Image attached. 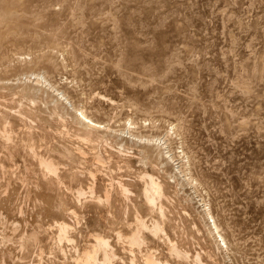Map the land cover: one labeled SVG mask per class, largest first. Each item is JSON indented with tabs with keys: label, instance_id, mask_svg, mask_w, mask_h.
Here are the masks:
<instances>
[{
	"label": "rangeland",
	"instance_id": "rangeland-1",
	"mask_svg": "<svg viewBox=\"0 0 264 264\" xmlns=\"http://www.w3.org/2000/svg\"><path fill=\"white\" fill-rule=\"evenodd\" d=\"M0 13H2L0 14V81L3 82V84L0 82L1 88L3 85V90L0 88V98L3 97L0 99V102H3V106L0 105V114L2 113L0 128L3 130L5 129L3 127L10 126L5 129L6 132L9 131L8 133L0 130L2 135H0L2 137H0V146L2 143L7 146L5 148L3 144L5 150L1 149L3 146L0 147L2 151L0 165L4 166H0V184L3 186H0V194L3 192L6 194V196L4 193L0 195L2 196L0 230L1 228L4 230L3 233L2 230L0 231L2 233H0V245L6 238L1 246L2 250L0 249V256L4 258L0 257V264H23V259H27L24 264H30L32 261L31 264H65L66 261L67 264H75L76 254L73 251L92 242L95 234L111 237L107 239H110L109 243L112 242L110 246H114L112 248L116 253L115 260L121 262L124 256H119L126 255L125 260L120 264L130 263L131 258H134L135 263L138 264L140 261L139 264H142L145 255L143 252H149V249H153L150 252L156 253L155 257L157 256L158 259L161 257L160 261L162 260L163 264H192V262L196 264V261L201 262L200 264H264V0H0ZM5 107H9V110ZM27 107L30 111L32 109V112ZM10 108L14 111L11 115ZM14 109H18L22 115H18L20 113L18 110L15 112ZM22 109H25V112ZM80 111L98 121L100 127L93 129L85 126L81 122L82 119H78L81 118ZM24 115L28 117L26 120ZM17 116H20V119H14ZM1 117L5 118V121ZM29 124L32 125L31 130ZM88 129L90 133H94L89 137L85 134L89 132ZM27 130L33 135L31 137L36 144L30 138V134L26 133ZM15 131L17 135L13 133ZM96 134L100 136H97L98 139ZM23 135L25 137L27 135V138L25 139ZM11 136L14 139H11ZM19 136L24 141L18 139ZM27 139H29L28 142H26ZM15 143L18 145L16 146ZM24 145L35 147L32 149ZM60 145L61 149L58 147ZM10 147L13 150L9 149ZM49 147L53 151L47 149L49 153H46L45 149ZM57 148L61 151L59 152ZM74 149H77V152ZM10 150L12 152L16 150V153L12 154ZM66 150L70 153L75 152L70 156ZM33 152L37 155L35 156ZM17 153L18 155H15ZM97 153L101 155L98 156ZM8 154H10L9 157ZM50 155L52 157L50 160H53L55 166L65 162V165H58L55 175L49 172L47 174L38 162L39 158L40 160L49 159ZM62 155L65 161L61 158ZM75 156L77 159L74 158ZM81 156L86 158V161H83L84 158H80ZM12 159L15 161L17 159L18 165L13 164L16 162L11 161ZM81 161L86 163L83 164ZM25 163L27 167L31 165L30 169L24 166ZM69 163L72 166H68ZM75 163L80 170L74 168ZM11 164L13 166H9ZM66 166L68 171H65ZM87 170L90 174L86 173ZM80 171L85 173L81 175ZM59 172L61 174H58ZM147 172L155 173L151 175L154 178L157 175L155 179H161L158 181L164 182V187L161 185V192L163 191L164 194H162L166 196L160 194V201H164L160 204L163 207L165 205L166 209L161 207L164 212L158 209V205L148 209L142 204L143 199L140 193L145 180L144 174ZM8 173L10 174L7 175ZM17 174L20 175L16 178ZM44 175L46 178L43 177ZM139 175H144L142 177L144 180L139 178ZM5 179H8V182L13 180L11 185L6 184ZM28 180L31 181L27 182ZM57 181H61L63 185ZM24 182L26 185L29 184L25 186ZM111 182L113 187L110 186ZM121 184L126 188L125 194ZM70 185H74V188ZM22 186L27 187L26 190ZM37 186L41 188L38 189ZM87 186H91L92 189ZM4 187L6 190H3ZM44 189L49 194L43 191ZM120 189L122 191H118ZM128 189L132 190L131 193ZM1 190H3L2 193ZM35 190L39 192L37 195L33 193ZM61 190L64 191L61 192ZM80 190L84 192L83 195ZM23 191L26 193L24 194ZM29 191L31 193H28ZM18 192L22 194L19 195ZM120 192L124 196L129 192V197L124 198ZM72 193L75 194L72 195ZM106 193L111 194L107 201L105 198L103 200ZM29 194L35 197L32 198ZM97 194H100L102 198ZM134 194H139V197ZM67 195L68 198H66ZM69 195L74 197L73 200ZM75 196L80 197V200L75 199ZM89 197L96 200L89 201ZM31 198H37L38 201ZM41 198H44L46 202ZM46 198L52 203L49 204ZM58 198L62 201L61 204L64 203L63 205ZM126 199L130 200V204ZM22 200H26L25 203ZM70 200L73 204L69 203ZM95 201L100 203V206ZM13 203L15 206L12 205L13 208L10 209ZM19 204L23 205V208L21 205L19 208ZM47 207L50 208L47 210ZM98 207L104 210H99ZM124 207L128 209L124 211ZM136 207L141 208L138 210ZM114 208L116 210L113 211ZM106 209L114 215H107ZM152 209L156 211L152 213ZM7 211L11 213L8 214ZM78 211L84 213V215L81 213L82 218ZM136 213L147 219V222L158 217V222L161 223L163 231L164 228L167 230L164 232L168 235L161 231L157 235L146 231L147 234L143 230L145 233L143 240L146 244L150 242L149 245L147 244L149 247L145 243L143 245V241L141 245L131 243L132 247L127 236L131 233V229H135ZM75 214L78 216L76 217ZM63 216L70 227L67 228L66 235L70 230L76 232L74 235L71 231L68 234V237L76 238L74 242L63 238L66 242L70 241V245L74 247L73 250L69 243L61 239L58 242L57 239L59 233L58 228H55L56 223L63 220ZM116 216L120 219H116ZM160 218L163 219L160 220ZM43 222L44 226H42ZM71 223L77 224L78 226H75L78 229H75L74 225L71 227ZM171 224L175 226L173 229ZM14 226L18 232H15ZM39 226H42L43 231L41 228L38 229ZM214 226L217 229H214ZM19 227L20 230L17 229ZM23 228L28 232L20 235L19 233L24 231ZM35 228L40 233L38 230V233L35 232L36 230L33 231ZM99 228H102L105 233ZM116 229L123 233H118ZM5 230L8 231L9 236L6 235ZM12 231L15 234H12ZM79 231L83 235L80 233L79 235L77 233ZM4 233V239H2ZM161 233H164L166 237L162 234L159 239ZM31 234H35L33 238ZM14 235L18 240L17 243H15ZM38 235L40 241H38ZM23 236H28L27 240L36 241L34 243L31 241L33 247L23 240L25 239ZM10 237H13L11 239L13 243L9 242ZM48 237L52 238H49L51 241L47 239ZM62 242H65L68 247ZM169 242L172 244L174 242V245L177 243L175 246L180 250H182L181 247H185L183 252L189 249L185 254L190 256L187 257V254L184 258L175 256L171 253ZM122 243H125V247ZM48 244L54 247L49 249ZM157 247H160V250ZM155 248L158 249L159 254L155 252ZM51 250H56L53 252H57L55 258L59 259V261L57 259L58 262L52 258L54 254L50 252ZM70 250L73 255H70ZM128 250L133 253L129 254ZM11 251L16 252L11 254ZM33 251L35 254L37 252L34 258ZM3 252L7 255L11 254L12 259ZM62 252L66 255L61 256ZM28 254L31 255H29L30 263ZM48 254H52L51 257ZM131 254L135 256L130 257ZM42 255H48V259ZM170 256L171 258H167ZM200 256L204 259L203 261ZM14 257H16L15 260H13ZM17 259L19 261L15 262ZM51 259L54 263L50 261ZM170 259L174 263L170 262Z\"/></svg>",
	"mask_w": 264,
	"mask_h": 264
},
{
	"label": "bare ground",
	"instance_id": "bare-ground-1",
	"mask_svg": "<svg viewBox=\"0 0 264 264\" xmlns=\"http://www.w3.org/2000/svg\"><path fill=\"white\" fill-rule=\"evenodd\" d=\"M13 9H14V8H13ZM2 11H3V10H2ZM12 12H13V11H12ZM10 13H11V11H10ZM14 13H15V11H14ZM0 14H2V13H0ZM6 14H7V13H6ZM4 15H5V14H4ZM7 15H9V13H8ZM11 15H12V14H11ZM1 18H2V17H1ZM0 82H2V80H1ZM11 83H13V82H11ZM2 84H3V82H2ZM2 84H1V85H2ZM7 84H8V83H7ZM6 86H7V85H6ZM0 88H1V86H0ZM2 88H3V85H2ZM2 88H1V90H3ZM4 88H6V87H4ZM10 89H11V88H10ZM4 90H5V89H4ZM19 91H20V90H19ZM5 92H6V91H5ZM10 92H11V91H10ZM14 92H15V91H14ZM31 94H32V93H31ZM22 95H23V94H22ZM24 95H25V94H24ZM24 95H23V96H24ZM29 95H30V94H29ZM8 96H9V95H8ZM12 96H13V95H12ZM30 96H31V95H30ZM33 96L35 97V95H33ZM33 96H31V97H33ZM27 97H28V96H27ZM31 97H30V98H31ZM1 98H3V97H1ZM1 98H0V99H1ZM4 98H5V97H4ZM13 98H14V97H13ZM16 98H17V97H16ZM21 98H22V96H21ZM10 99H11V98H10ZM14 99H15V98H14ZM14 99H13V100H14ZM26 99H27V98H26ZM31 99H32V98H31ZM15 100H16V99H15ZM3 101H4V99H3ZM11 101H12V100H11ZM5 102H7V101H5ZM12 102H13V101H12ZM2 104H3V102H2V103L0 102V105H1V106H3ZM30 104H31V103H30ZM30 104H29V106H30ZM20 105H21V103H20ZM4 106H5V105H4ZM17 106H18V105H17ZM26 106H27V105H26ZM3 108H4V107H3ZM12 108H14V107H12ZM15 108H17V107H15ZM27 108H28V110H29V107H27ZM27 108H26V109H27ZM30 108H31V107H30ZM1 109H2V108H1ZM5 109L9 110V107H8V108L5 107ZM18 109L21 110L19 107H18ZM18 109H17V110H18ZM11 110H12V109L10 108V113H9V111H8V113H9L10 115H11V112H14L13 110H12V111H11ZM14 110H16V109H14ZM17 110H16L15 112H17ZM19 110H18V113H20ZM23 110H24V112H25V109H22V111H23ZM2 111H3V110H2ZM4 111H6V110H4ZM22 111H21V112H22ZM29 111H30V110H29ZM0 112H1V111H0ZM30 112H32V109H31ZM80 112H81V111H80ZM3 113H4V112H3ZM18 113H15V114H18ZM28 113H29V112H28ZM1 114H2V113H1ZM1 114H0V116H1ZM24 114H25V113H24ZM10 115H9V116H10ZM13 115H14V114H13ZM18 115H22V113H20V114H18ZM34 115H35V114H34ZM80 115H81V118H78V117H77V118H78V119H82L81 122L84 123L85 126L87 125L88 127L93 128V129H97V128L100 127V126H99V125H100L99 122L96 121V120H93V119L89 118V117L85 114V112H81ZM6 116H7V115H6ZM24 116H25V115H24ZM24 116H22V119H24V118H23ZM26 116H27V115H26ZM26 116H25V120H26V118H28V117H26ZM3 117H4V116H3ZM3 117H1V118L4 120L5 118H3ZM31 117H32V116H31ZM75 117H76V116H75ZM12 119H13V118H12ZM14 119H17V120H18V119H20V116H19V117L17 116V118H14ZM31 119H32V118H31ZM6 120H7V119H6ZM25 120H24V121H25ZM4 121H5V120H4ZM19 121H21V120H19ZM27 121H28V120H27ZM43 121H44V120H43ZM8 122H9V121H7V124H9ZM25 122H26V121H25ZM76 122H78L77 119H76ZM82 123H81V124H82ZM2 124H3V121H2ZM7 124H6V122H5V126H6ZM10 124H11V121H10ZM16 124H17V123H16ZM27 124H28V123H27ZM42 124H43V123H42ZM3 125H4V124H3ZM17 125H18V124H17ZM17 125H16V127H17ZM23 125H24V124H23ZM29 125H30V130H31L32 125H31V124H29ZM79 126H80V125H79ZM82 126H83V124H82ZM1 127H3V126L1 125ZM8 127H10V126H8ZM8 127H7V128H8ZM77 127H78V126H77ZM3 128L7 129L6 127H3ZM3 128H2V129H3ZM81 128H82V127L80 126V129H81ZM5 129L1 130V128H0L1 132L4 131ZM10 129H11V128H10ZM14 129H15V128H14ZM86 129H87V128H86ZM82 130H83V129H82ZM84 130H85V129H84ZM88 130H89V129H88ZM88 130H86V131H88ZM12 131H14V130H12ZM16 131H17V130H16ZM16 131L13 132V133L16 134ZM24 131H26V130H24ZM92 131H93V130H92ZM95 131H97V130H95ZM8 132H9V131H8ZM8 132H6V130H5V133H8ZM75 132H76V131H75ZM82 132H83V131H82ZM97 132H98V131H97ZM13 133H12V134H13ZM26 133H29L28 130H27ZM9 134H10V133H9ZM15 134H14V135H15ZM17 134H18V133H17ZM17 134H16V135H17ZM29 134H30V138H32L33 142L35 143L34 138L31 137V136H33V135H31V133H29ZM83 134H84V133H83ZM85 134H87L88 137H89L90 135H92V134H94V133H92V132L90 133V130H89V132H88V133H85ZM0 135H1V134H0ZM3 135H4V134H3ZM104 135H105V134H104ZM1 136H2V135H1ZM1 136H0V137H1ZM4 136H6V135H4ZM21 136H22V135H21ZM23 136H24V135H23ZM93 136H94V135H93ZM97 136H99V135L96 134V137H97ZM6 137H10V135H9V136H6ZM12 137H13V136H11V139H14V138H12ZM14 137H15V136H14ZM24 137H25V136H24ZM88 137H86V138H88ZM96 137H95V138H96ZM99 137H100V136H99ZM99 137H97L96 139H98ZM1 138H2V137H1ZM15 138H16V137H15ZM26 138H27V135H26L25 139H26ZM30 138H29V139H30ZM83 138H85V137H83ZM11 139H10V141H11ZM16 139H17V138H16ZM18 139H22V138H20V136H19ZM29 139H27L26 142H28ZM88 139H89V138H88ZM5 140H6V138H5ZM7 140L9 141L8 138H7ZM22 140L24 141V139H22ZM4 142H6V141H4ZM11 142H12V141H11ZM20 142H21V140H20ZM1 143H2V142H1ZM7 143H8V142H7ZM21 143H22V142H21ZM30 143H32V142H30ZM53 143H54V142H53ZM55 143H56V142H55ZM55 143H54V144H55ZM58 143H61V142H58ZM3 144H5V143H2V146H3V147L0 146V147H2L1 149H3V148L6 146V144H5V146H4ZM10 144H11V143H10ZM13 144H14V142H13ZM19 144H20V143H19ZM23 144H24V143H23ZM26 144L29 145V143H26ZM35 144H36V143H35ZM35 144H34V145H35ZM63 144H64V143H63ZM65 144H66V143H65ZM0 145H1V144H0ZM15 145H16V143H15ZM17 145H18V144H17ZM17 145H16V146H17ZM28 145H24V146H28ZM34 145H33V146L30 145V146H28V147H29V148L32 147V149H33V147H35ZM61 145H62V143H61ZM61 145L58 146V147L60 148ZM11 146H12V145H11ZM16 146H15V149H16ZM63 146H64V145H63ZM66 146H67V145H66ZM13 147H14V145H13ZM13 147H12V148H13ZM5 148H7V146H6ZM5 148H4V150H5ZM24 148H25V147H24ZM24 148H23V149H24ZM59 148H57V149L59 150ZM61 148H62V147H61ZM61 148H60V149H61ZM66 148H67V147H66ZM66 148H64V149H66ZM78 148H79V147H78ZM78 148H77V149H78ZM9 149H11V147H10ZM18 149H19V148H18ZM18 149H17V150H18ZM34 149H35V148H34ZM47 149L50 150L51 148L49 147V148H46V149H45L46 151L44 150L46 153H49V152H47V151H48ZM53 149H54V146H53ZM57 149H56V151H57ZM77 149H76V150H77ZM11 150H13V149H11ZM11 150H10V152H12ZM29 150H30V149H29ZM35 150H36V149H35ZM35 150H34V152H35ZM51 150H52V149H51ZM71 150H72V149H71ZM74 150H75V149H74ZM76 150H75V151H76ZM24 151H25V149H24ZM27 151H28V149H27ZM30 151H32V150H30ZM38 151H39V150H38ZM38 151H37V152H38ZM52 151H53V150H52ZM56 151H54V152H56ZM60 151H61V150H59V152H60ZM66 151H67V150H66ZM66 151H65V152H66ZM75 151H74V152H75ZM81 151H82V149H81ZM6 152H8V150H7ZM6 152H5V153H6ZM14 152L16 153V150H15ZM14 152H12V154H13ZM17 152H18V151H17ZM34 152H33V153H34ZM50 152H51V151H50ZM54 152H53V153H54ZM59 152H58V153H59ZM65 152H63V154H64ZM74 152H73V153H74ZM76 152H77V151H76ZM82 152H83V151H82ZM0 153H2L1 150H0ZM35 153H36V152H35ZM35 153H34V155L36 156L37 154H35ZM61 153H62V152H61ZM61 153H60V154H61ZM67 153H70V152L67 151ZM73 153H70L69 155L71 156V154H73ZM78 153L81 155L80 152H78ZM51 154H52V152H51ZM55 154H56V153H55ZM60 154H59V155H60ZM65 154H66V153H65ZM75 154H77V153H75ZM83 154H84V153H83ZM99 154L101 155V153H97L98 156H99ZM148 154H149V153H148ZM4 155H5V154H4ZM15 155H18V153L15 154ZM39 155H40V154H39ZM53 155H54V154H53ZM57 155H58V154H57ZM57 155H55V156H57ZM66 155H67V154H66ZM97 155H94V156L96 157ZM146 155H147V154H146ZM167 155H168V154H167ZM7 156L9 157L10 154H8ZM7 156H6V157H7ZM13 156H14V155H13ZM42 156H43V155H42ZM46 156H47V154H46ZM62 156H63V155H62ZM67 156H68V155H67ZM70 156H69V157H70ZM131 156H132V155H131ZM4 157H5V156H4ZM8 157H7V158H8ZM14 157H16V156H14ZM39 157H40V156H39ZM39 157H37V158H39ZM44 157H45V156H44ZM53 157H54V156H53ZM72 157H73V156H72ZM145 157H147V156H145ZM10 158H11V157H10ZM12 158H13V157H12ZM31 158H32V157H31ZM37 158H36V159H37ZM59 158H60V157H59ZM61 158L64 159L65 157L63 156V157H61ZM70 158H71V157H70ZM74 158H76V156H75ZM74 158H73V159H74ZM80 158H84V157L81 156ZM80 158H78V159H80ZM98 158H99V157H98ZM102 158H103V157H102ZM102 158H101V159H102ZM150 158H151V157H150ZM29 159H30V158H29ZM33 159H34V158H33ZM36 159H35V161H36ZM41 159H42V158H41ZM50 159H52L51 155L49 156V159H45V158H44V160H43V159L40 160V158H39V159H38V160H39L38 162H40V166H41V165L43 166V169L47 172V174H49V173H53V174L55 175V174L57 173V172H56V171H57V167H58V165H60L61 163H60V164L58 163V165L55 166V163H53V160H50ZM55 159H57V158L55 157ZM66 159H67V158H66ZM68 159H69V158H68ZM68 159H67V160H68ZM76 159H77V158H76ZM76 159H74L73 161H75ZM84 159H85V160H84ZM84 159H82V160H83V161H86V158H84ZM99 159H100V158H99ZM6 160H7V159H6ZM13 160L15 161V159H12L11 161H13ZM30 160H32V159H30ZM59 160H60V159H59ZM14 161H13V162H14ZM32 161H33V160H32ZM61 161H63V160L61 159ZM64 161H65V159H64ZM64 161H63V162H64ZM15 162H16V163H13V164H17V165H18V163H17V159H16ZM33 162H34V161H33ZM63 162H62V163H63ZM66 162H68V161H66ZM71 162H72V161H71ZM75 162H76V161H75ZM81 162H82V161H81ZM0 163H1V162H0ZM5 163H6V162H5ZM23 163H24V162H23ZM64 163H65V162H64ZM64 163L61 164V165H65ZM82 163H83V162H82ZM82 163H81V164H82ZM84 163H86V162H84ZM84 163H83V164H84ZM121 163H122V162H121ZM3 164H4V163H3ZM30 164H31V163H30ZM35 164H37V163L35 162ZM56 164H57V163H56ZM72 164H73V163H72ZM75 164H76V163H75ZM17 165H16V169H17V167H18ZM25 165H26V163L24 164V166H25ZM32 165H33V164H32ZM67 165L69 166V165H71V164L69 163V164H67ZM0 166L2 167L3 165H0ZM9 166H13V165L11 164V165H9ZM30 166H31V165H30ZM30 166H29V167L25 166V167H27V168L30 169ZM35 166H36V165H35ZM71 166H72V165H71ZM3 167H4V166H3ZM25 167H24V168H25ZM36 167H38V165H37ZM63 167H65V166H63ZM73 167H74V165H73ZM73 167H72V169H73ZM79 167H80V166H79ZM83 167H84V166H83ZM95 167H96V166H95ZM155 167H156V166H155ZM10 168H12V167H10ZM33 168H34V167H33ZM40 168H41V167H40ZM40 168H39V170H40ZM74 168H77V164H76V167H74ZM86 168H87V166H86ZM96 168H97V167H96ZM96 168H95V169H96ZM3 169H4V168H3ZM6 169H7V168H6ZM8 169H9V168H8ZM12 169H13V168H12ZM36 169L38 170V168H36ZM36 169H35V170H36ZM58 169H60V168H58ZM67 169H68V167L66 166L65 171H66ZM77 169L80 170L79 168H77ZM81 169H82V168H81ZM88 169H89V168H88ZM10 170H11V169H10ZM14 170H15V169H14ZM14 170H13V174L15 173ZM24 170H26V169H24ZM60 170H61V169H60ZM73 170H76V169H73ZM83 170H85V169H83ZM89 170H90V169H89ZM1 171H2V169H1ZM27 171H28V170H27ZM27 171H26V172H27ZM67 171H68V170H67ZM70 171H72V170H70ZM87 171H88V170H87ZM90 171H91V170H90ZM20 172H21V171H20ZM22 172H23V171H22ZM30 172H31V171H30ZM30 172H29V173H30ZM32 172H34V170H33ZM37 172H39V171H37ZM41 172H42V171H41ZM43 172H44V171H43ZM43 172H42V173H43ZM48 172H49V173H48ZM55 172H56V173H55ZM62 172H64V170H63ZM72 172H73V171H72ZM72 172H69V173L74 174V173H72ZM74 172H76V171H74ZM143 172H144V171H143ZM3 173H4V171H3ZM24 173H25V172H24ZM24 173H23V174H24ZM27 173H28V172H27ZM35 173H36V172H35ZM42 173H41V174H42ZM44 173H45V172H44ZM78 173H79V172H78ZM80 173H81V171H80ZM80 173H79V174H80ZM84 173H85V171L82 172L81 175L84 174ZM86 173H89V174H90L89 171L86 172ZM91 173H92V172H91ZM108 173H109V172H108ZM9 174H10V173H8L7 175H9ZM11 174H12V171H11ZM33 174H34V173H33ZM36 174H37V173H36ZM36 174H35V176H36ZM58 174H61V173L59 172ZM79 174H78V175H79ZM113 174H114V173H113ZM118 174H119V173H118ZM142 174H143V173H142ZM151 174L155 175V173H151ZM151 174H148V172L145 173V174H144L145 176L143 175V176L145 177V180L142 178L143 176H140L141 173H140V175H139V178L141 177V178L144 180V181H143L144 184H143V186H142L141 193H140L141 196H142V199H143V202H142V201H141V202H142V204H144V206H145L146 208H148V209H151V208L155 207L156 205H158V209L161 211V210H163V209H161V207H163V206H161V204H160V202H161V201H160V194L163 193V191L161 192V185L163 186V183H164V182H163V183H162V181L159 182L161 179H160V180L158 179V180H159V181H158V180L155 179V178L157 177V175H156L155 178H154ZM3 175H4V174H3ZM17 175H18V174H17ZM17 175H16V178L19 177L20 174H19L18 176H17ZM21 175H22V174H21ZM25 175H26V173H25ZM25 175H24V178H25ZM29 175H30V174H29ZM67 175H68V174H67ZM69 175H70V174H69ZM69 175H68V176H69ZM87 175H88V174H87ZM93 175H94V174H93ZM26 176H27V175H26ZM35 176H33V177H35ZM46 176H47V175H46ZM56 176H57V175H56ZM59 176H61V175H59ZM63 176H64V175H63ZM63 176H62V178H63ZM75 176H76V175H75ZM83 176H84V175H83ZM88 176H89V175H88ZM111 176H112V175H111ZM116 176H117V175H116ZM3 177H4V176H3ZM13 177L15 178V176H13ZM22 177H23V176H22ZM37 177H39V176H37ZM41 177H42V176H41ZM43 177L46 178L45 175H44ZM89 177H90V176H89ZM89 177H88V178H89ZM91 177H92V174H91ZM0 178H1V177H0ZM6 178H7V177H6ZM14 178H13V179H14ZM16 178H15V179H16ZM20 178H21V177H20ZM24 178H23V179H24ZM30 178H31V177H30ZM44 178H43V179H44ZM59 178H60V177H59ZM70 178H71V176H70ZM74 178H75V177H74ZM74 178H73V179H74ZM77 178H78V177H77ZM82 178H83V177H82ZM92 178H94V176H93ZM121 178H122V177H121ZM159 178H160V177H159ZM3 179H4V178H2V180H3ZM8 179H10V178H8ZM8 179H7V180H8ZM18 179H19V178H18ZM28 179H29V178H28ZM31 179H32V178H31ZM39 179H40V177H39ZM50 179H51V177H50ZM53 179H54V178H53ZM55 179H56V178H55ZM65 179H67V178L65 177ZM80 179H81V178H80ZM80 179H79V180H80ZM113 179H114V178H113ZM2 180H1V182H2ZM5 180H6V179H5ZM7 180H6V181H7ZM10 180H11V179H10ZM20 180H21V179H20ZM26 180H27V178H26ZM34 180H36V179H34ZM56 180H58V178H57ZM60 180H61V179H60ZM70 180H71V179H70ZM114 180H115V179H114ZM131 180H132V179H131ZM139 180H141V179H139ZM8 181H9V180H8ZM8 181L6 182V184L9 183V184L11 185V182H12L13 180H12L11 182H8ZM14 181H15V180H14ZM23 181H25V180H23ZM30 181H31V180H30ZM30 181L28 180L27 182H30ZM37 181H38V179H37ZM66 181H68V179H67ZM73 181H74V180H73ZM132 181H133V180H132ZM32 182H33V181H32ZM32 182H31V184H33ZM40 182H41V181H40ZM40 182H39V183H40ZM57 182H58V181H57ZM59 182H60V185H63V184H61V183H62L61 181H59ZM59 182H58V183H59ZM63 182H64V181H63ZM74 182H76V181H74ZM112 182H113V181H112ZM112 182H111V185L109 184L110 182L107 183V184H109L110 186L113 187V185H112L113 183H112ZM119 182H120V181H119ZM119 182H118V184L121 183V182H120V183H119ZM122 182H124V181H122ZM133 182H134V181H133ZM141 182H142V181H141ZM20 183H23V182L20 181ZM24 183H25V186H27V185L29 184V183H28V184L26 185V182H24ZM36 183H37V182H36ZM41 183H43V181H42ZM51 183L53 184V181H52V180H51ZM67 183H68V182H67ZM69 183L71 184L70 181H69ZM114 183H115V182H114ZM116 183H117V182H116ZM116 183H115V184H116ZM124 183H125V182H124ZM160 183H161V184H160ZM9 184H8V185H9ZM34 184H35V182H34ZM125 184H129V183H125ZM23 185H24V184H23ZM36 185H37V184H36ZM36 185H35V186H36ZM53 185H54V184H53ZM66 185H67V184H66ZM90 185H91V184H90ZM105 185H106V184H105ZM105 185H104V186H105ZM121 185H122V184H121ZM0 186H1V184H0ZM5 186H6V185H5ZM42 186H44V185H42ZM64 186H65V185H64ZM70 186H71V185H70ZM73 186H74V185H73ZM73 186H71V187H73ZM95 186H96V185H95ZM118 186H119V185H118ZM123 186H124V185H122V188H124L123 190H125L126 188L123 187ZM125 186H126V185H125ZM165 186H166V185H165ZM1 187H3V186H1ZM1 187H0V188H1ZM12 187H13V186H12ZM54 187H55V186H54ZM59 187H61V186H59ZM79 187H80V186H79ZM87 187L90 188L91 186H87ZM93 187H94V186H93ZM107 187H108V185H107ZM114 187H115V186H114ZM126 187H127V186H126ZM163 187H164V186H163ZM22 188H24V189L26 190L27 187L25 188V187L22 186ZM36 188L39 189V188H41V187H38V186H37ZM52 188H53V186H52ZM61 188H62V187H61ZM61 188H60V189H61ZM67 188H68V186H67ZM73 188H74V187H73ZM73 188H72V189H73ZM77 188H78V187H77ZM77 188H76V189H77ZM104 188H105V187H104ZM110 188H111V187H110ZM115 188L117 189L118 187L116 186ZM120 188H121V186H120ZM4 189H5V187L3 188V190H4ZM7 189L10 190V188H7ZM53 189H55V188H53ZM53 189H52V190H53ZM57 189H58V188H57ZM62 189H63V188H62ZM87 189H88V188H87ZM90 189H92V188H90ZM93 189H94V188H93ZM107 189H108V188H107ZM111 189H112V188H111ZM116 189H115V190H116ZM131 189H132V188H131ZM3 190H1V193H2ZM5 190H6V189H5ZM20 190H21V189H20ZM20 190H19V191H20ZM22 190H23V189H22ZM29 190H30V189H29ZM64 190H65V192L67 191L66 188H65ZM64 190H61V192L64 191ZM73 190H74V189H73ZM77 190H78V189H77ZM82 190H83V188H82ZM84 190H85V189H84ZM88 190H89V189H88ZM94 190H95V189H94ZM103 190H104V189H103ZM128 190H129V189H128ZM132 190H133V189H132ZM132 190H131V191H132ZM162 190H163V189H162ZM17 191H18V190H17ZM17 191H16V192H17ZM31 191H32V190H31ZM39 191H40V190H39ZM43 191H45V189H44ZM58 191H60V190H58ZM58 191H57V192H58ZM68 191H69V190H68ZM70 191H71V190H70ZM74 191H76V190H74ZM74 191H73V192H74ZM80 191H81V190H80ZM85 191H87V190H85ZM90 191H91V192H94V191H92V190H90ZM100 191H102V190L100 189ZM111 191H113V190H111ZM111 191H110V193H111ZM118 191H122V190L120 189V190H118ZM131 191L129 190L130 193H131ZM45 192H47V193L49 194L48 191H45ZM52 192H54V191H52ZM52 192H51V193H52ZM61 192H59V195H60ZM65 192H64L63 194H65ZM81 192H82V191H81ZM87 192H88V191H87ZM91 192H90V194L93 195ZM114 192H115V191H114ZM125 192H126V190L124 191V194H125ZM129 192H128V193H129ZM164 192H166L165 189H164ZM3 193L5 194V192H3ZM3 193H2V194H3ZM18 193H20V192H18ZM23 193H24V191H23ZM25 193H26V192H25ZM25 193H24V194H25ZM28 193H31V192L29 191ZM33 193H35V194L37 195V193H39V192H36V190H35ZM76 193H77V191H76ZM79 193H80V192H79ZM83 193H84V192H82V195H83ZM98 193H99V192H98ZM103 193H105V192H103ZM103 193H102V194H103ZM120 193H121V192H120ZM128 193L126 194V196L128 195ZM132 193H133V192H132ZM134 193H135V192H134ZM2 194H0V195H2ZM8 194L10 195V193H7V195H8ZM21 194H22V193H20L19 195H21ZM43 194H45V193H43ZM68 194H69V193H68ZM74 194H75V193H74ZM74 194L72 193V195H74ZM77 194H78V193H77ZM85 194H88V193H85ZM116 194H117V193H116ZM124 194L121 193L122 196H124ZM136 194H137V193H136ZM136 194H134V195H136ZM163 194H164V193H163ZM163 194H162V196H166V195H163ZM13 195H14V194H13ZM27 195H28V194H26V196H27ZM30 195H31V194H29V196H30ZM50 195H51V194H50ZM53 195H54V194H53ZM97 195H98V194H97ZM109 195L111 196V194H109ZM109 195L106 193V194H105V197L103 196V200H104V198H105V200L108 199V198H109ZM138 195H139V194H138ZM138 195H136V196L139 197ZM5 196H6V194H5ZM26 196H25V197H26ZM44 196H45V195H44ZM60 196H61V195H60ZM60 196H59V197H60ZM69 196H71V195H69ZM78 196H81V195H78ZM88 196H89V195H88ZM98 196H100V194H99ZM118 196H119V195H118ZM126 196H124V198H128V197H129V195H128L127 197H126ZM1 197H2V196H0V199H1ZM9 197L11 198V196H9ZM25 197H24L23 199H25ZM31 197H32V195H31ZM33 197H35V196H33ZM33 197H32V198H33ZM47 197H48V196H47ZM50 197H51V196H49V198H50ZM55 197H56V196H55ZM61 197H62V196H61ZM61 197H60V198H61ZM84 197H85V195H84ZM93 197H95V196H93ZM93 197H91V198H93ZM96 197H97V196H96ZM100 197L102 198V196H100ZM100 197H99V200H100ZM112 197H113V196H112ZM116 197H117V196H116ZM7 198H8V196H7ZM12 198H14V197H12ZM32 198H31V199H32ZM60 198H58L59 201H60ZM66 198H68V195L66 196ZM70 198H72V200H73L74 197L71 196ZM78 198H79V200H80V197H78ZM78 198H76V196H75V199H78ZM82 198H83V196H82ZM89 198H90V197H89ZM91 198L89 199V201H90V200H91V201H92V200H96L95 198H94V199H91ZM122 198H123V197H122ZM124 198H123V199H124ZM130 198H131V197H130ZM134 198H135V197H134ZM163 198H164V197H163ZM165 198L168 199V197H165ZM35 199H37V198H35ZM35 199H32V200L36 201ZM39 199H40V198H39ZM41 199L43 200L44 198H41ZM46 199H47V198H46ZM50 199H53V197H51ZM85 199H86V198H85ZM97 199H98V198H97ZM115 199H116V198H115ZM119 199H120V198H118V200H119ZM140 199H141V198H140ZM142 199H141V200H142ZM1 200H2V199H1ZM17 200H18V199H17ZM28 200H29V198H28ZM28 200H27V201H28ZM47 200L49 201V199H47ZM66 200H68V199H66ZM81 200H82V199H81ZM99 200H98V201H99ZM101 200H102V199H101ZM110 200H111V199H110ZM118 200H116V201H118ZM124 200H125V199H124ZM124 200H123V201H124ZM135 200H136V199H135ZM138 200H139V199H138ZM5 201L7 202L8 199L5 200ZM15 201H16V200H15ZM22 201H23V200H22ZM22 201H21V202H22ZM24 201H26V200H24ZM24 201H23V202H24ZM37 201H38V199H37ZM37 201H36V202H37ZM44 201L46 202L45 199H44ZM63 201H64V200H63ZM70 201H71V200H70ZM75 201H76V200H75ZM75 201H74V202H75ZM77 201H78V200H77ZM86 201H88V200H86ZM106 201H107V200H106ZM123 201H122V202H123ZM126 201H127V199H126ZM129 201H130V200H128L127 202L129 203ZM136 201H137V200H136ZM136 201H135V202H136ZM167 201H168V200H167ZM3 202H4V201H2V203H3ZM11 202H12V201H11ZM13 202H14V201H13ZM23 202H22V203H23ZM55 202H56V200H55ZM61 202H62V201H60V204H61ZM67 202H69V201H67ZM67 202H66V206H67ZM95 202H97V201H95ZM100 202H102V201H100ZM111 202H112V200H111ZM118 202H119V201H118ZM118 202H117V203H118ZM127 202H126V203H127ZM2 203H1V204H2ZM14 203H15V202H14ZM14 203L11 204V206L14 205ZM17 203H18V201H17ZM24 203H25V202H24ZM38 203H39V202H38ZM38 203H37V205H39ZM43 203H44V202H43ZM43 203H41V204L43 205ZM50 203H52V202L49 201V204H50ZM69 203H72V201L69 202ZM76 203H77V202H76ZM76 203H75V204H76ZM78 203H80V202L78 201ZM88 203H89V202H88ZM92 203H94V201H93ZM107 203H108V202H106V204H107ZM128 203H127V204H128ZM136 203H137V202H136ZM161 203H164V201L161 202ZM3 204H4V203H3ZM41 204H40V206H41ZM63 204H64V203H62L61 205H63ZM72 204H73V203H72ZM81 204H82V203H81ZM83 204H87V203H84V202H83ZM96 204H98V202H97ZM101 204H103V203H101ZM129 204H130V203H129ZM133 204H134V202H133ZM133 204H132V205H133ZM138 204H139V203H138ZM20 205H21V204H19V208H20ZM34 205H35V204H34ZM44 205H46V204H44ZM52 205H53V204H52ZM52 205H51V206H52ZM58 205H59V203H58ZM79 205H80V204H79ZM94 205H95V203L93 204V206H94ZM107 205H108V204H107ZM110 205H111V204H110ZM112 205H113V204H112ZM112 205H111V206H112ZM124 205H126V204H124ZM134 205H136V204H134ZM134 205H133V207H134ZM1 206H2V205H1ZM8 206H9V205H8ZM8 206H7V207H8ZM14 206H15V205H14ZM21 206H22L21 208H23V205H21ZM40 206H39V208H41ZM51 206H50V207H51ZM74 206H75V205H74ZM98 206H100V203L98 204ZM113 206H115V205H113ZM121 206H122V205H121ZM126 206H127V205H126ZM3 207H5V206H3ZM44 207H46V206H44ZM50 207H47V210H48ZM54 207H56V206H54ZM60 207H61V206H60ZM70 207H71V206H70ZM80 207H82V206H80ZM80 207H79V209H80ZM106 207H107V206H106ZM106 207H105V208H106ZM141 207H142V206H141ZM141 207H140V208H141ZM145 207H144V208H145ZM164 207H165V205H164ZM164 207H163V208H164ZM12 208H13V206L10 207V209H12ZM14 208H15V207H14ZM57 208H58V207H57ZM57 208H56V209H57ZM65 208L68 209L67 207H65ZM73 208H74V207H73ZM77 208H78V206H77ZM93 208H94V207H93ZM93 208H92V209H93ZM98 208H99V210H104V209H100V207H98ZM109 208H110V207H109ZM111 208H113V207H111ZM134 208H135V207H134ZM136 208H137L138 210H140V208H138V207H136ZM10 209H9V210H10ZM16 209H17V208H16ZM24 209H25V204H24ZM51 209H52V208H51ZM60 209H61V208H60ZM75 209H76V208H74V210H75ZM107 209H108V208H107ZM107 209H106V211H107V215H108V214L114 215V214H112L113 212H112V213H109ZM123 209H124V211H125V210L128 209V208L126 207V209H125V207H124ZM148 209H147V210H148ZM158 209H157V212H158ZM3 210L5 211L4 213H6V210H5V209H3ZM21 210H22V209H21ZM47 210H46V211H47ZM57 210H58V209H57ZM63 210H64V208H63ZM80 210H82V209H80ZM93 210H94V209H93ZM109 210L111 211V209H109ZM114 210H116V209L114 208L113 211H114ZM132 210L134 211L133 208H132ZM144 210H146V209H144ZM164 210H166V209L164 208ZM164 210H163L162 212H164ZM0 211H1V210H0ZM13 211H14V209H13ZM18 211H19V210H18ZM25 211H26V210H25ZM68 211H70V210H68ZM68 211H67V212H68ZM72 211H73V210H72ZM75 211H77V210H75ZM127 211H128V210H127ZM129 211H130V210H129ZM148 211H149V210H148ZM152 211H153V209H152ZM154 211H156V210H154ZM154 211H153L152 213H154ZM8 212H9V213H8ZM15 212H16V211H15ZM28 212H29V211H28ZM48 212H49V211H48ZM96 212H97V211H96ZM98 212H99V211H98ZM134 212H135V211H134ZM137 212H138V211H137ZM140 212H141V211H140ZM162 212H160V213H162ZM7 213L10 214L11 212H10V211H7ZM13 213H14V212H13ZM22 213H24V212L22 211ZM25 213H26V212H25ZM29 213H30V212H29ZM65 213H66V212L64 211V214H65ZM71 213H72V212H71ZM73 213H76V212H73ZM78 213H79V211H78ZM81 213H83V212L81 211ZM81 213H79V214L81 215ZM100 213H101V212H100ZM103 213H106V212H103ZM121 213H122V212H121ZM158 213H159V212H158ZM158 213H157V216H158ZM15 214H16V213H15ZM18 214H20V213H18ZM165 214H166V213H165ZM67 215H68V214H67ZM75 215H76V214H75ZM82 215H84V213H83ZM82 215H81V218H82ZM95 215H96V213H95ZM107 215H104V216H107ZM111 215H110V216H111ZM134 215H135V213H134ZM136 215H137V216H135V217L137 218V219L135 218V219H136V220H135L136 222L134 221V222L136 223L135 229H134V230L131 229V233H130V234L128 233L129 235L127 236V238H128L127 240H128V242H129L130 244H131V243H133V244L135 243V244L137 245V244H140V243L143 241V245H145L146 243L144 242L143 239H144V234L147 233L146 231H148V232H150V233H152V234H154V235H155V234L157 235L158 232L160 233V231H161V232L167 231L165 228H164V231H163V227L160 225L161 223H159L158 220H157L158 217H156V219H150V221L147 222V221H146L147 219L145 220V218H142V216H138V215H140L139 213H138V214L136 213ZM1 216H2V215H1ZM24 216H25V215H24ZM58 216H59V215H58ZM58 216H56V217H58ZM65 216H66V215H65ZM71 216H72V215H70V217H71ZM77 216H78V215H76V217H77ZM92 216H93V215H92ZM100 216H101V215H100ZM100 216H99V219L101 220V219L103 218V215H102V218H100ZM119 216H123V215H120V214H119ZM154 216H155V215H154ZM161 216H163V214H161ZM164 216H166V215H164ZM7 217H8V215H7ZM25 217H27V216H25ZM54 217H55V216H54ZM68 217H69V216H68ZM95 217H96V216H95ZM117 217H118V216H116V219H120L119 217H118V218H117ZM143 217H144V216H143ZM150 217H151V216H150ZM152 217H153V216H152ZM159 217H160V216H159ZM13 218H14V217H13ZM27 218H28V217H27ZM51 218H52V217H51ZM62 218H64V216H63ZM62 218H61V219H62ZM114 218H115V216H114ZM114 218H113V219H114ZM153 218H154V217H153ZM169 218H170V217H169ZM169 218H167V219H169ZM1 219H2V218H1ZM6 219H7V218H6ZM11 219H12V218H11ZM16 219H17V218H16ZM56 219H57V218H56ZM59 219H60V217H59ZM68 219H69V218H68ZM73 219H75V218H73ZM76 219H77V218H76ZM106 219H107V218H106ZM110 219H111V218H110ZM122 219H123V218H122ZM161 219H163V218H160V220H161ZM164 219H165V218H164ZM3 220H5V219H3ZM7 220H8V219H7ZM9 220H10V219H9ZM19 220H21V219H19ZM45 220H46V219H45ZM65 220H66V218H64V219L61 220L60 222H58V221L56 220V221L58 222V223H56V226H57V227H55V228H58V233H59L58 238H57V239L59 240L58 242H60L61 240L65 241L63 238H67V239L70 240V241L73 240L72 242H74V240H75L76 238L73 239V237L70 236V237L72 238V239H71L70 237H68V234H69V232H70L71 230L68 231V233H67V235H66L67 228L69 229L70 227H68V224L65 222ZM80 220H81V219H79V221H80ZM104 220H105V219H104ZM123 220H124V219H123ZM123 220H122V221H123ZM165 220H166V219H165ZM11 221H12V220H11ZM15 221H16V220H15ZM15 221H14L13 223H15ZM21 221H22V220H21ZM24 221H25V220H24ZM27 221H29V220L27 219ZM51 221H53V220H51ZM51 221H47V223H48V222H51ZM70 221H71V220H70ZM75 221H76V220H75ZM77 221H78V220H77ZM77 221H76V222H77ZM170 221H171V220H170ZM0 222L2 223V221H0ZM5 222H6V221H5ZM8 222H9V221H8ZM25 222H26V221H25ZM67 222H68V220H67ZM73 222H74V220H73ZM81 222H82V220H81ZM84 222H85V221H83V223H84ZM161 222H162V221H161ZM164 222H165V221H164ZM164 222H163V223H164ZM1 223H0V224H1ZM6 223H7V222H6ZM19 223H20V222H19ZM21 223H22V222H21ZM28 223H29V222H28ZM36 223H38V222H36ZM41 223H42V221H41ZM47 223H46V225H47ZM51 223H52V222H51ZM51 223H50V224H51ZM69 223H70V222H69ZM104 223H105V222H104ZM106 223H107V222H106ZM123 223H124V221H123ZM167 223H168V220H167ZM174 223H175V222H174ZM9 224H10V223H9ZM11 224H12V222H11ZM17 224H18V222H17ZM23 224H25V223H23ZM31 224H32V223H31ZM50 224H49V225H50ZM54 224H55V222H54ZM80 224H81V223H80ZM102 224H103V223H102ZM109 224H110V223H109ZM109 224H108V225H109ZM111 224H115V223H111ZM111 224H110V225H111ZM129 224H130V223H129ZM129 224H128V225H129ZM14 225H15V224H14ZM18 225H19V224H18ZM18 225H17L16 227H18ZM33 225H34V223H33ZM71 225H72V223L70 224V226H71ZM73 225H74V223H73ZM73 225H72V226H73ZM75 225L78 226L77 224H75ZM75 225H74V226H75ZM84 225H86V222H85ZM110 225H109V226H110ZM123 225H124V224H123ZM126 225H127V224H126ZM128 225H127V226H128ZM130 225H131V224H130ZM130 225H129V226H130ZM134 225H135V224H134ZM162 225H163V224H162ZM171 225H172V224H171ZM173 225H174V224H173ZM173 225L171 226L172 229L175 227V226L173 227ZM175 225H176V224H175ZM213 225H215L214 222H213ZM4 226H6V224H5ZM10 226H11V225H10ZM12 226H13V225H12ZM12 226H11V227H12ZM21 226H22V225H21ZM21 226H20V227H21ZM26 226H28V225H26ZM29 226H30V224H29ZM34 226H35V225H34ZM37 226H38V225H37ZM42 226H44V222H43V225H42ZM42 226H39L38 229H40V228L42 229ZM52 226H53V225H52ZM72 226H71V227H72ZM76 226H75V227H76ZM79 226H80V225H79ZM116 226H117V225H116ZM118 226H120V225H118ZM20 227L17 228V229L20 230V229H21ZM23 227H24V226H23ZM46 227H47V229L49 228L48 226H46ZM75 227H73V228H75ZM95 227H96V226H95ZM105 227H106V226H105ZM111 227L113 228V226H111ZM168 227H169V226H168ZM13 228H14V230L16 229L15 226H14ZM25 228L27 229V227H25ZM29 228H30V227H29ZM36 228H37V227H36ZM36 228L33 229V231H35ZM50 228H51V227H50ZM73 228H72V229H73ZM82 228H83V227H82ZM82 228H81V229H82ZM102 228H103V227H102ZM102 228H101V229L99 228V230L102 231ZM109 228H110V227H109ZM130 228H131V227H130ZM166 228H167V227H166ZM218 228H219V227H218ZM38 229H37V230H38ZM45 229H46V228H45ZM47 229H46V230H47ZM75 229H78V228L76 227ZM81 229H80V230H81ZM84 229H86V228H84ZM107 229H108V228H107ZM110 229H111V228H110ZM117 229H118V228H117ZM117 229H116V230H117ZM127 229H128V228H127ZM168 229H169V228H168ZM214 229H217V227L214 226ZM1 230H2V228H1ZM1 230H0V231H1ZM7 230H8V228H7ZM11 230H12V229H11ZM23 230H24V228H23ZM23 230H22V231H23ZM27 230H28V229H27ZM27 230H24L23 232H20L19 234H20V235H21V233L24 234V232L27 233V232H28ZM29 230L31 231V229H29ZM37 230L35 231L36 233L39 232V230H38V232H37ZM48 230H49V229H48ZM48 230H47V231H48ZM55 230H56V229H55ZM55 230H54V231H55ZM96 230H98V229H96ZM111 230H112V229H111ZM143 230H145V231H144L145 233L143 232ZM174 230H175V229H174ZM174 230H172V231H174ZM3 231H4V230H2V233H3ZM5 231H6V230H5ZM16 231L18 232V230H15V232H16ZM26 231H27V232H26ZM42 231H43V229H42ZM47 231H44V232H47ZM54 231H53V233H54ZM73 231H74V230H72L71 233H73V235H74L76 232L74 233ZM84 231H85V230H84ZM105 231H106V230H105ZM117 231H118V230H117ZM216 231H217V230H216ZM6 232H7V233H6V235H7V234H8V231H6ZM9 232H10V231H9ZM12 232H13L12 234H15L14 231H12ZM35 232H34V233H35ZM51 232H52V230H51ZM96 232H97V231H96ZM96 232H95V233H96ZM102 232H103V231H102ZM108 232H109V231H108ZM124 232H125V231H124ZM128 232H129V231H128ZM142 232H143V233H142ZM168 232H169V231H168ZM0 233H1V232H0ZM2 233H1V234H2ZM29 233H30V232H29ZM29 233H28V234H29ZM32 233H33V232H32ZM39 233H40V232H39ZM55 233H56V232H55ZM71 233H70V235H72ZM77 233H78V234H79V233L82 234L80 231L77 232ZM83 233L85 234V232H83ZM99 233H101V232L99 231ZM103 233H105V232H103ZM113 233H116V232H113ZM118 233L122 234L123 231L120 232V230H119ZM125 233H126V232H125ZM125 233H124V234H125ZM150 233H149V234H150ZM164 233H166V232H164ZM164 233H161V234L159 235V239L161 238L160 236H161L162 234H164ZM171 233H172V232H171ZM174 233H175V232H174ZM43 234H44V233H42V235H43ZM80 234H79V235H80ZM90 234H92V233H90ZM108 234H109V233H108ZM108 234H107V235H108ZM147 234H148V233H147ZM166 234H167V233H166ZM172 234H173V233H172ZM172 234H171V235H172ZM4 235H5V233L2 235V237H1L2 239H4V238H3ZM16 235H17V234H16ZM16 235H14V240H16V237H15ZM20 235H19V237H20ZM31 235H32V234H31ZM34 235H35V234H34ZM34 235H32V238H33ZM36 235H37V234H36ZM44 235H45V234H44ZM52 235L55 236L54 234H52ZM73 235H72V236H73ZM82 235H83V234H82ZM82 235H81V236H82ZM87 235H88V234H87ZM116 235H117V234H116ZM164 235H165V234H164ZM167 235H168V234H167ZM0 236H1V235H0ZM8 236H9V234H8ZM8 236H6V237H8ZM28 236H29V235H28ZM28 236H27V237H28ZM76 236H77V235H76ZM125 236H126V234H125ZM145 236L147 237V235H145ZM23 237H25V239H23V240H25V241H27V242H29V243L31 244V241H32V240H30V239H29L30 241L27 240L29 237H28V238H27L26 236H23ZM23 237H22V238H23ZM46 237H47V236H46ZM51 237H52V236H51ZM56 237H57V236H56ZM74 237H75V236H74ZM86 237L88 238V236H86ZM90 237H91V235L89 236V238H90ZM107 237H110V236H107ZM107 237H105L104 234H103V235L95 234V235H94V239H93V241H92V242H89L88 244H85V245H83V246L81 245V241H80V246H82V247H81L80 249H79V248H77L76 250L74 249L76 252L73 251V252L76 254V258H74V256L72 257V259H73V258L76 259V260H75V261H76L75 264H120V263H122V261L125 260L124 258H125L126 255H121V256H119L120 253H119V255L117 254V256H119V257H122V256H124V257H123V260H122V258H121V259L118 258L119 260H122L121 262H120V261H119V262L116 261V260H115V258H116V253H115V251H114L113 248H112L113 245L110 246V243L112 244V242L109 243V240H110V239H107ZM119 237H120V236H119ZM121 237H122V236H121ZM164 237H166V235H165ZM172 237H173V236H172ZM30 238H31V236H30ZM49 238H50V237H48L47 239H48L49 241H51L50 239H52V238H50V239H49ZM82 238L85 239V237H83V236H82ZM110 238H111V237H110ZM147 238H148V237H147ZM157 238H158V237H157ZM8 239H10V240H9V242H10L11 239H13V237H12V238L10 237V238H8ZM17 239H18V238H17ZM34 239H35V238H34ZM38 239H39V235H38ZM42 239H43V236H42ZM60 239H61V240H60ZM67 239H66V240H67ZM84 239H83V240H84ZM91 239H92V238H91ZM115 239H116V238H115ZM125 239H126V238H125ZM125 239H124V240H125ZM149 239H150V238H149ZM166 239H167V238H166ZM166 239H165V240H166ZM173 239H174V238H173ZM4 240L6 241V238H5ZM4 240H2V244L0 245V249H1V246L3 245V241H4ZM36 240H37V236H36ZM53 240L55 241V238H54ZM53 240H52V241H53ZM113 240H114V239H113ZM116 240H117V239H116ZM116 240H115V241H116ZM122 240H123V239H121V241H122ZM145 240H146V239H145ZM169 240H170V238H169ZM38 241H40V239H39ZM38 241H37V242H38ZM46 241H47V240H46ZM46 241H45V242H46ZM54 241H53V242H54ZM70 241H69V242H70ZM76 241H77V240H76ZM89 241H91V240L89 239ZM118 241H119V240H118ZM125 241H126V240H125ZM148 241H149V240H148ZM148 241H147V242H148ZM150 241L152 242V239H151ZM158 241H159V240H158ZM160 241H164V240H160ZM160 241H159V242H160ZM171 241H172V239H171ZM222 241H223V239H222ZM7 242H8V240H7ZM7 242H5V244H6ZM11 242H12V241H11ZM17 242H18V240H16L15 243H17ZM27 242H24V243H25L26 245H29V244H27ZM32 242H33V241H32ZM34 242H36V241H34ZM34 242H33V243H34ZM53 242H52V243H53ZM65 242H66V241H65ZM65 242H62V243L65 244ZM69 242H66V243H69ZM78 242H79V240H78ZM78 242H77V244H78ZM84 242H85V241H84ZM123 242H124V241H123ZM167 242H168V240H167ZM167 242H166V243H167ZM175 242H176V241H175ZM12 243H13V242H12ZM42 243H43V242H42ZM54 243H55V242H54ZM116 243H117V242H116ZM144 243H145V244H144ZM148 243H150V242H148ZM148 243H147V244H148ZM153 243L155 244V242H153ZM166 243H165V244H166ZM169 243H170V245H171V246H170V250H171V253H172V254H175V256H180L181 258L186 257L185 255H186L187 253L185 254V252L188 251L189 249H188V250L186 249V251L183 252L182 250H184L185 247H184V248L181 247L182 250H180L177 246H175L177 243H176L175 245H174V242H173V244H172L171 242H169ZM7 244H8V243H7ZM7 244H6V245H7ZM37 244H38V243H37ZM39 244H40V243H39ZM49 244H51V243H49ZM49 244H48V245H49ZM56 244H58V243L56 242ZM63 244H62V246H63ZM72 244H73V243H72ZM74 244L76 245V243H74ZM83 244H84V243H83ZM118 244H119V243H118ZM120 244H121V243H120ZM122 244L124 245L125 243H122ZM130 244H126V245H130ZM141 244H142V243H141ZM141 244H140V245H141ZM147 244H146V245H147ZM154 244H152V246H153ZM10 245H12V244L10 243ZM20 245H22V243H21ZM23 245H24V244H23ZM51 245H52V244H51ZM58 245H59V244H58ZM65 245H66V244H65ZM68 245H70V243H69ZM148 245H149V244H148ZM148 245H147V246H148ZM156 245H157V244H156ZM163 245H164V244H163ZM168 245H169V244H168ZM4 246H5V245H4ZM4 246H3V247H4ZM7 246H8V245H7ZM18 246H19V245H18ZM18 246H17V247H18ZM24 246H25V245H24ZM24 246H23V247H24ZM30 246H32V244H31ZM34 246H35V245H34ZM36 246H37V245H36ZM66 246H67V245H66ZM70 246H71V245H70ZM131 246L133 247L132 244H131ZM164 246H165V245H164ZM166 246H167V245H166ZM10 247H11V246H10ZM17 247H16V248H17ZM19 247H20V246H19ZM32 247H33V246H32ZM39 247H40V245H39ZM53 247H54V246H53ZM53 247H52V246L50 247V245H49V249H50V248L52 249ZM63 247H64V246H63ZM67 247H68V246H67ZM113 247H114V246H113ZM124 247H125V245H124ZM124 247H123V248H124ZM134 247H135V246H134ZM137 247H138V246H137ZM148 247H149V246H148ZM168 247H169V246H168ZM13 248H14V247H13ZM13 248H12V249H13ZM30 248H31V247H30ZM34 248H36V247H34ZM34 248H32V249L34 250ZM40 248H41V247H40ZM42 248H43V251H44L43 244H42ZM47 248H48V246H47ZM57 248H58V247H57ZM57 248H56V249H57ZM60 248L62 249V247H60ZM65 248H66V247H65ZM71 248H72V246H71ZM73 248H74V247H73ZM73 248H72V250H73ZM75 248H76V247H75ZM127 248H128V247H127ZM152 248H153V247H152ZM157 248L159 249L160 247H157ZM157 248H155V249H156L155 252H157V250H158ZM5 249H6V247H5ZM10 249H11V248H10ZM10 249H9V250H10ZM18 249H19V248H18ZM28 249H29V248H28ZM49 249H47L48 252H49ZM54 249H55V248H54ZM61 249H60V250H61ZM63 249H64V248H63ZM120 249H121V248H120ZM143 249H146V247H143ZM163 249H165V248H163ZM1 250H2V249H1ZM1 250H0V251H1ZM36 250H37V249H36ZM41 250H42V249H41ZM57 250H58V249H57ZM66 250L68 251L67 248H66ZM72 250H70V255H71V254L73 255V253H71ZM122 250H123V249H122ZM131 250L134 251L133 249H131ZM131 250H128V251H129V254H130V253H133ZM138 250H140V248H139ZM149 250H150V251H153V249H152V250L149 249ZM159 250H160V249H159ZM165 250H167V249H165ZM168 250H169V249H168ZM168 250H167V251H168ZM17 251H18V250H17ZM23 251H24V249H23ZM29 251H30V249L28 250V252H29ZM31 251H32V250H31ZM34 251H35V250H34ZM34 251H33V256H32L33 258H34V255L37 254V252H36V254H35ZM37 251H38V250H37ZM45 251H46V248H45ZM53 251H56V250H53ZM53 251L51 250L50 252H52V253L54 254V255H53L54 257L52 256V258L55 259V262H56L57 259H58V258H57V259L55 258V257H56L55 255L57 254V252H53ZM62 251H65V250H62ZM67 251H65V252H67ZM150 251H149V252H146V253L143 252V254H145V255H144V258H143V256H142V258H143V260L141 259V260H142V264H161V263L163 262L162 260H161L162 262L160 261V258H161V257L158 259L157 256L155 257L156 253H151ZM161 251H162V250H161ZM7 252H8V251H7ZM14 252H16V251H14ZM14 252L11 251L10 253L13 254ZM18 252H19V251H18ZM21 252H22V250H21ZM40 252H41V251H40ZM40 252H38V253H40ZM65 252H64V253H65ZM122 252H123V251H122ZM124 252H125V250H124ZM137 252H139V251H137ZM205 252H206V251H205ZM29 253H30V252H29ZM55 253H56V254H55ZM62 253H63V252H62ZM64 253H63L61 256L66 255V254H64ZM67 253H68V252H67ZM127 253H128V252H127ZM157 253H158V252H157ZM168 253H170V252H168ZM168 253H167V254H168ZM198 253H199V252H198ZM203 253H204V251H203ZM206 253H207V252H206ZM209 253H210V252H209ZM3 254H6V252H3ZM11 254H8V255L11 257V256H12ZM20 254H21V253H20ZM42 254H44V253H42ZM123 254H124V253H123ZM154 254H155V255H154ZM158 254H159V253H158ZM163 254H164V251H163ZM193 254H194V253H193ZM199 254H200V253H199ZM1 255H2V254H1ZM6 255H7V254H6ZM8 255H7V256H8ZM26 255H27V253H26ZM29 255H30V254H28V256H29ZM39 255H40V254H39ZM48 255H50V254H48ZM48 255H46L47 257H46L45 255H42V256H45V258L48 259ZM51 255H52V254H51ZM51 255H50L49 257H51ZM132 255H134V254H131L130 257H132ZM141 255H142V254H141ZM141 255H140V256H141ZM200 255H201V254H200ZM13 256H14V255H13ZM17 256H18V254H17ZM17 256H16V257H17ZM19 256H20V255H19ZM22 256H24V255L22 254ZM30 256H31V255H30ZM30 256H29V263L31 262V261H30V260H31V259H30ZM37 256H38V255H37ZM134 256H135V255H134ZM164 256H165V255H164ZM164 256H163V257H164ZM166 256H167V255H166ZM171 256H172V255H171ZM171 256H170V257H167V258H171ZM173 256H174V255H173ZM173 256H172V257H173ZM188 256H190V255L187 254V257H188ZM194 256H195V255H194ZM0 257H1V256H0ZM3 257H4V256H3ZM16 257H14L13 260H15ZM32 257H31V258H32ZM65 257H66V256H65ZM65 257H64V258H65ZM67 257H68V256H67ZM137 257H138V256H137ZM137 257H135V258H137ZM191 257H193V256H191ZM195 257H197V256H195ZM201 257H202V256H200V259L203 261L204 259H202ZM1 258H2V257H1ZM1 258H0V259H1ZM8 258H9V257H8ZM27 258H28V257H27ZM35 258H36V257H35ZM126 258H127V257H126ZM140 258H141V257H140ZM165 258H166V257H165ZM175 258H176V257H175ZM175 258H174V259L172 258V260H175ZM2 259H4V258H2ZM6 259H7V258H6ZM11 259H12V257H11ZM39 259H40V257H39L37 260L39 261ZM41 259L43 260V258H41ZM47 259H46V260H47ZM53 259H51L50 261L53 262ZM61 259L64 260L63 258H61ZM66 259H67V258H66ZM74 259H73V260H74ZM177 259H179V258L177 257ZM187 259L189 260V258H187ZM187 259H185V260H187ZM25 260H27V259H25ZM25 260H24V259L22 260L23 264H24V261H25ZM44 260H45V259H44ZM44 260H43V261H44ZM67 260H68V259H67ZM137 260H138V259H137ZM165 260H166V259H165ZM168 260H169V259H168ZM172 260L170 259V262H171ZM185 260H182V261H185ZM193 260H195V259L193 258ZM3 261H4V260H2V262H3ZM8 261H9V260H8ZM17 261H19V259H17L15 262H17ZM40 261H41V260H40ZM47 261H49V260H47ZM58 261H59V259H58ZM58 261H57V262H58ZM60 261H61V260H60ZM65 261H66V260H65ZM65 261H64V262H65ZM177 261H178V260H177ZM195 261H196V260H195ZM2 262H1V263H2ZM5 262H6V261H5ZM5 262H4V263H5ZM12 262H13V261H12ZM32 262H33V261H32ZM32 262H31V263H32ZM72 262H73V261H72ZM117 262H118V263H117ZM124 262H126V261H124ZM129 262H130V263H128V264H137V263H135L134 258H131ZM139 262H140V261H139ZM139 262H138V264H139ZM165 262H167V261H165ZM190 262H191V261H190ZM190 262H189V263H190ZM197 262H198V261H196V264H197ZM31 263H30V264H31ZM53 263H54V262H53ZM172 263H174V262L172 261ZM181 263H182V262H181ZM194 263H195V262H194ZM198 263H199V262H198ZM200 263H201V262H200ZM200 263H199V264H200ZM205 263H206V262H205ZM2 264H3V263H2ZM15 264H16V263H15ZM25 264H27V263H25ZM41 264H43V263H41ZM44 264H45V263H44ZM50 264H51V263H50ZM61 264H62V263H61ZM65 264H67V261H66ZM124 264H125V263H124ZM162 264H163V263H162ZM170 264H171V263H170ZM184 264H185V263H184ZM190 264H191V263H190ZM192 264H193V262H192ZM206 264H207V263H206Z\"/></svg>",
	"mask_w": 264,
	"mask_h": 264
}]
</instances>
